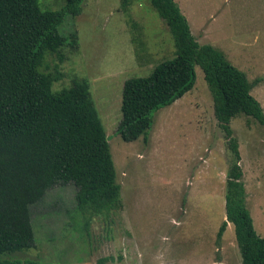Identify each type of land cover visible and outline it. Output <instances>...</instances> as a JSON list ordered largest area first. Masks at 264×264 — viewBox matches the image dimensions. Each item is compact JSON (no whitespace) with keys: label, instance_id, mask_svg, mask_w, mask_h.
<instances>
[{"label":"rangeland","instance_id":"obj_1","mask_svg":"<svg viewBox=\"0 0 264 264\" xmlns=\"http://www.w3.org/2000/svg\"><path fill=\"white\" fill-rule=\"evenodd\" d=\"M61 9L65 0H40ZM201 44H212L244 71L264 108V0H176ZM62 35L77 32L78 50L66 48L65 77L54 89L89 81L105 125L123 207L111 213L76 214V186L58 185L32 206L36 246L12 254L21 264H243L235 227L226 218L225 188L231 152L214 112L212 93L197 67L194 88L155 112L148 134L126 142L117 133L124 82L148 76L175 56L166 22L149 0H84L67 16ZM56 55L47 64L55 70ZM239 141L247 204L264 236V126L247 115L231 122Z\"/></svg>","mask_w":264,"mask_h":264},{"label":"trees","instance_id":"obj_2","mask_svg":"<svg viewBox=\"0 0 264 264\" xmlns=\"http://www.w3.org/2000/svg\"><path fill=\"white\" fill-rule=\"evenodd\" d=\"M149 1L170 29L175 56L148 76L124 82L117 133L126 142L148 134L155 112L194 88L200 67L231 152L226 218L218 239L232 223L243 264H264V236L258 234L247 204L239 141L231 126L243 114L264 126L254 85L221 50L197 40L176 0ZM83 2L65 0L61 9L50 10L40 0H0V264H21L9 256L36 246L32 206L58 185L76 186V214L86 226L88 216L109 218L123 207L109 137L89 81L75 76L71 86L54 89L65 77L59 64L66 59V48L80 47L77 32L65 36L59 27L67 16L82 13ZM127 3L122 0L123 7ZM49 55L59 60L55 70L49 69ZM115 260L104 255L96 264Z\"/></svg>","mask_w":264,"mask_h":264}]
</instances>
